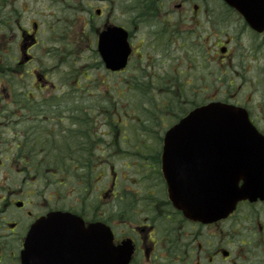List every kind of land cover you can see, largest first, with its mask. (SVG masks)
I'll return each mask as SVG.
<instances>
[{"label":"flooded vegetation","instance_id":"af4514ba","mask_svg":"<svg viewBox=\"0 0 264 264\" xmlns=\"http://www.w3.org/2000/svg\"><path fill=\"white\" fill-rule=\"evenodd\" d=\"M112 3L114 8L105 3L96 8L94 46L100 65V37L109 26L127 30L131 60L137 63L146 41L164 54L184 43L188 53L219 68L215 85L238 87L237 97L224 102L243 108L264 141V33L222 0ZM121 4L125 14L117 15ZM5 18L0 19V264H23L33 226L57 211L78 215L86 229L108 227L110 251L125 249L127 264H264V194L238 202L232 213L215 221L193 217L170 200L163 143L132 146L134 155L128 156L121 178L116 148H101L93 134L73 144L65 141V28L59 27V37L51 40L55 46L46 48L39 24L18 28L17 40L11 41L12 22L19 16ZM177 87L178 96L187 94L186 85ZM67 165L73 170L65 173ZM39 167H47V173ZM99 232L73 233L65 258L78 261L71 264L109 260L95 254Z\"/></svg>","mask_w":264,"mask_h":264},{"label":"rangeland","instance_id":"374dc122","mask_svg":"<svg viewBox=\"0 0 264 264\" xmlns=\"http://www.w3.org/2000/svg\"><path fill=\"white\" fill-rule=\"evenodd\" d=\"M112 1L6 0L4 11H2L3 13L15 11L19 16L15 30L8 35L11 41L17 40L18 28L30 30L34 23H38L42 27L38 34L40 43L46 48H53L55 45L51 40L59 37V27L65 28L66 37L72 43L69 46L70 55H65L68 59V62H65V83L71 87L75 86L76 82H80L82 90L77 91V98H85L88 101L87 103L82 102L83 106L90 105L93 100H96L98 105L107 108L109 107L108 102L111 101L116 120L118 118L124 120L126 116L128 117L127 113H130L134 120L132 122L128 120V133L121 130L123 134L120 141L123 146L129 142L128 134H130V141L133 144L136 142L160 143L167 128L182 116L180 112L185 114L196 105L214 99L224 102L229 96L237 97V86L231 89L225 85L214 84L219 70L216 64L210 65L200 54L194 56L188 53V48L184 47V43H182V49L169 48L167 49L168 54H164L161 47L156 45L152 48V44L146 41L143 50L137 55L141 58V62L137 63L138 59H135L134 65L127 72L118 76L107 77L106 72L100 67L91 69V66L98 65L93 43L94 27L96 28L98 23L95 8H100L103 3L114 8ZM124 8V4L119 5L116 14L122 15L121 11ZM117 20L120 23L125 22V19L119 16ZM144 38L152 37L144 36ZM195 60L197 61L195 62ZM75 63L77 66L72 67ZM79 67H82L80 73L77 72ZM88 74H92L91 80H97L96 89L90 85V82L86 83L83 80V78H89ZM147 83L153 85H146ZM85 84H88L87 88ZM178 84L181 87L186 85L187 94L183 96L176 94L180 102H175L176 106L174 107L173 98L168 97L171 95L170 91L178 90ZM139 116L140 118H138ZM101 120V125L97 126L100 138L106 134L108 129L104 118L97 121ZM144 121L145 126L155 127L157 133L137 131L135 128ZM163 123L167 125L163 126ZM122 125L123 127L127 126L126 120ZM118 133L119 131L113 137L116 146H118L117 140L120 136ZM111 138V136H107L104 139L106 142H110ZM104 147L102 145L103 149ZM131 147L132 145L128 146L127 150L130 151ZM128 151H124L121 147L120 151H117L118 155L114 164L120 175L126 164L121 154ZM129 155L134 154L129 153L127 158ZM106 180L107 178H104V181Z\"/></svg>","mask_w":264,"mask_h":264},{"label":"water","instance_id":"95a60500","mask_svg":"<svg viewBox=\"0 0 264 264\" xmlns=\"http://www.w3.org/2000/svg\"><path fill=\"white\" fill-rule=\"evenodd\" d=\"M225 1L242 13L254 28L264 31V0ZM101 53L108 69H124L130 54L127 35L119 29L106 33L101 44ZM247 122L244 111L226 104L212 103L194 110L167 132L163 156L164 172L171 199L176 205L180 201L189 200L191 203L184 205L183 209L192 216H196L200 210L211 219H216L227 215L237 201L252 194L258 195L255 193V177L245 170L247 168L244 163L239 162L242 159H253L250 155L245 156V153L253 151L245 144L246 136L252 134L247 130ZM225 142L229 143L225 150L228 152L229 163L226 167L230 177L225 182L218 183L215 179H209V164L206 161L212 152L218 151L215 147L222 146ZM241 179L245 183L239 189ZM59 222L74 223L77 220L59 213L40 221L48 224ZM38 246L43 247L44 244ZM27 247L31 250L35 247L32 237L28 239ZM120 263L121 259L118 260V264ZM26 264L34 263L28 260Z\"/></svg>","mask_w":264,"mask_h":264}]
</instances>
